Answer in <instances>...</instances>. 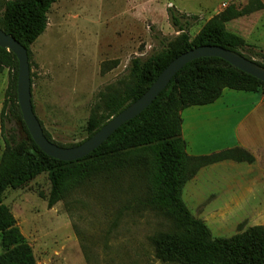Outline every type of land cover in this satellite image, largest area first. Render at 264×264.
Instances as JSON below:
<instances>
[{
	"label": "rangeland",
	"instance_id": "1",
	"mask_svg": "<svg viewBox=\"0 0 264 264\" xmlns=\"http://www.w3.org/2000/svg\"><path fill=\"white\" fill-rule=\"evenodd\" d=\"M7 1L0 0V20ZM171 8L198 18L189 32L191 40L222 13L246 12L225 27L250 45L243 52L246 57L263 62L264 0H60L30 56L35 114L56 145L87 140L92 112L104 113L106 97L129 82L130 61L159 54L179 38L168 16ZM9 82L6 69L0 75V118ZM4 151L0 119V163ZM150 151L141 158L154 164L158 151ZM129 157L125 153L112 160ZM261 172L264 161H227L188 182L183 201L214 239L233 238L264 226V186L253 184ZM146 178L129 166L117 183L89 184L50 206L52 182L44 173L21 189L7 191L4 204L36 264H185L166 262L157 253L154 240L172 233L174 220L150 205Z\"/></svg>",
	"mask_w": 264,
	"mask_h": 264
},
{
	"label": "trees",
	"instance_id": "2",
	"mask_svg": "<svg viewBox=\"0 0 264 264\" xmlns=\"http://www.w3.org/2000/svg\"><path fill=\"white\" fill-rule=\"evenodd\" d=\"M58 1L8 0L3 8L0 28L25 47L30 58L31 47L45 34L48 15ZM259 7L263 9V5ZM246 14L230 9L213 18L191 40L189 32L198 18L169 9L170 23L180 34L179 38L159 54L130 61L129 82L123 89L106 97L104 113L92 112L87 140L138 101L174 60L195 48L220 47L252 61L243 54L250 45L225 27ZM261 58L263 62L259 65L264 67V55ZM6 69L10 72V82L0 118L5 144L0 163V241L4 250L0 264H36L31 246L26 242L14 215L4 204L7 191L21 189L40 175L49 173L52 182L49 204L54 206L66 193L89 184L107 186L117 183L120 174L129 166L147 177L152 193L150 205L174 220L173 232L154 240L157 253L164 261L264 264V226L251 228L230 239H214L205 224L191 216L182 196L185 185L206 167L227 161L249 164L256 161L253 155L241 148L206 157H190L182 134V113L192 107L214 104L225 90L264 93L263 82L218 58L196 60L179 72L147 110L122 126L97 151L85 159L67 163L44 154L30 136L18 104V60L13 53L0 47V75ZM44 133L55 144L45 129ZM153 148L158 151L157 160L149 164L141 157ZM125 153L131 157L119 162L112 160ZM92 163L96 165L90 166Z\"/></svg>",
	"mask_w": 264,
	"mask_h": 264
},
{
	"label": "water",
	"instance_id": "3",
	"mask_svg": "<svg viewBox=\"0 0 264 264\" xmlns=\"http://www.w3.org/2000/svg\"><path fill=\"white\" fill-rule=\"evenodd\" d=\"M0 47L13 53L18 60V104L30 136L44 154L55 160L67 163L85 159L97 151L122 126L137 118L147 110L157 100L160 94L165 91L179 72H181L188 64L196 60L205 58L221 59L236 69L264 83V67L246 59L244 56L215 46L195 48L174 60L138 101L131 104L118 116L111 119L94 136L76 147L63 148L53 144L47 139L44 129L35 114L32 102V81L28 50L12 35L6 34L1 28Z\"/></svg>",
	"mask_w": 264,
	"mask_h": 264
},
{
	"label": "crops",
	"instance_id": "4",
	"mask_svg": "<svg viewBox=\"0 0 264 264\" xmlns=\"http://www.w3.org/2000/svg\"><path fill=\"white\" fill-rule=\"evenodd\" d=\"M182 119V134L190 157H206L241 148L256 161H264V93L225 90L214 104L185 110ZM226 163L202 169L194 180L204 171ZM253 184L264 186L263 172Z\"/></svg>",
	"mask_w": 264,
	"mask_h": 264
}]
</instances>
